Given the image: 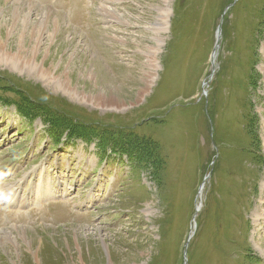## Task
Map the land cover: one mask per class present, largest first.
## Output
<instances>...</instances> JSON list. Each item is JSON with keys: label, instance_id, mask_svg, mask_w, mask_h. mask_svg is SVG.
<instances>
[{"label": "rangeland", "instance_id": "1", "mask_svg": "<svg viewBox=\"0 0 264 264\" xmlns=\"http://www.w3.org/2000/svg\"><path fill=\"white\" fill-rule=\"evenodd\" d=\"M22 34L0 264H264V0H0Z\"/></svg>", "mask_w": 264, "mask_h": 264}, {"label": "bare ground", "instance_id": "2", "mask_svg": "<svg viewBox=\"0 0 264 264\" xmlns=\"http://www.w3.org/2000/svg\"><path fill=\"white\" fill-rule=\"evenodd\" d=\"M46 19L47 20H49L50 19V15L49 14H47V17H46ZM162 20V19H161ZM160 20V21H161ZM55 22V21H54ZM57 23V22H56ZM159 26V25H158ZM6 32V31H5ZM42 32V30H38V33L40 34ZM6 34H7V37L8 38H10V37H12L13 36V34H16L15 32H6ZM156 34V33H155ZM49 35H50V37L53 39L54 38V34H52V33H49ZM24 34H22L20 37H18L19 38V41H17L18 42V44H19V48L18 49H15L16 47L14 46H12V44L13 43H9V44H7V38H2V37H0V60L1 61H5V62H7L8 64H10L11 66H14V67H19V68H24V66H23V62L21 61V54H23V53H25V52H28V51H33L32 53L34 54V56L36 55V50H34V48H32V49H28L27 47H25V46H23L24 44H23V39H24ZM30 36H31V39H33L35 36H33V35H31L30 34ZM34 40V39H33ZM8 41H10V40H8ZM36 41H37V43L38 42H40L41 41V35H39V38H36ZM29 42V41H28ZM41 45V44H40ZM15 49V50H14ZM154 51V50H153ZM12 52H14V53H12ZM27 54V53H26ZM29 54V53H28ZM37 54H38V52H37ZM153 54V53H152ZM5 55L7 56V57H5ZM31 55V54H30ZM24 58V57H23ZM149 58V57H148ZM34 60V59H33ZM31 62V61H30ZM33 64V63H32ZM36 64V63H35ZM25 65V64H24ZM30 65V63H27V66H29ZM32 66V65H31ZM31 66H29V68L31 69V71H33V69L31 68ZM35 66V65H34ZM27 68V67H26ZM38 68H39V66H38ZM54 69V68H53ZM37 70V69H36ZM43 74V73H42ZM48 77L47 75H45L44 74V77ZM45 77V78H46ZM47 79V78H46ZM60 83V82H59ZM63 83V82H62ZM61 85V84H60ZM65 87V86H64ZM103 102H106V103H111V102H115L113 99H108V101H106V100H104ZM117 102V101H116ZM118 103V105H120L119 104V102H117ZM112 105H113V103H112ZM159 175V174H158ZM158 177V176H157Z\"/></svg>", "mask_w": 264, "mask_h": 264}, {"label": "trees", "instance_id": "3", "mask_svg": "<svg viewBox=\"0 0 264 264\" xmlns=\"http://www.w3.org/2000/svg\"><path fill=\"white\" fill-rule=\"evenodd\" d=\"M66 130H67L68 133H69V132H70V133H76V132H73V131H72L73 129H72L71 131H69V130L66 128Z\"/></svg>", "mask_w": 264, "mask_h": 264}, {"label": "water", "instance_id": "4", "mask_svg": "<svg viewBox=\"0 0 264 264\" xmlns=\"http://www.w3.org/2000/svg\"><path fill=\"white\" fill-rule=\"evenodd\" d=\"M218 40H219V32H218V37H217V43H218Z\"/></svg>", "mask_w": 264, "mask_h": 264}]
</instances>
